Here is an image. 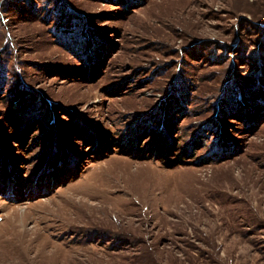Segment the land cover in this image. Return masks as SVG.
Masks as SVG:
<instances>
[{"label": "rangeland", "instance_id": "1", "mask_svg": "<svg viewBox=\"0 0 264 264\" xmlns=\"http://www.w3.org/2000/svg\"><path fill=\"white\" fill-rule=\"evenodd\" d=\"M0 264H264V0H0Z\"/></svg>", "mask_w": 264, "mask_h": 264}]
</instances>
